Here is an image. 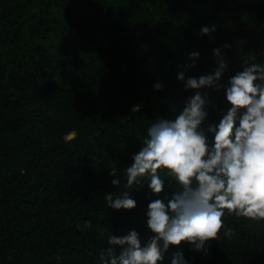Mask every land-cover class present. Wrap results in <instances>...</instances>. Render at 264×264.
<instances>
[{"label": "trees", "instance_id": "obj_1", "mask_svg": "<svg viewBox=\"0 0 264 264\" xmlns=\"http://www.w3.org/2000/svg\"><path fill=\"white\" fill-rule=\"evenodd\" d=\"M263 22L264 0H0V264H101L110 232L136 229L142 243L149 239L147 204L176 183L165 178L159 194L147 182L130 189L123 170L147 126L174 119L196 91L183 89L177 64L198 50L189 74L206 73L213 47L223 50ZM211 24L214 32L198 34ZM240 56L222 82L243 59L264 62L263 44L249 42ZM200 91L223 107V90ZM72 130L76 138L65 141ZM126 190L137 206L111 209L105 194ZM225 219L236 235L227 240L221 230L209 255L182 241L158 264H170L178 249L192 264H264V223ZM86 220L91 227H76Z\"/></svg>", "mask_w": 264, "mask_h": 264}, {"label": "clouds", "instance_id": "obj_2", "mask_svg": "<svg viewBox=\"0 0 264 264\" xmlns=\"http://www.w3.org/2000/svg\"><path fill=\"white\" fill-rule=\"evenodd\" d=\"M216 27L201 25L198 34H210ZM222 47L232 45L224 42ZM211 51L215 64L206 73L189 74L200 57L198 50L177 64L176 79L183 89L196 91L186 98L174 119L161 116L147 126L140 150L123 170L130 189L147 182L150 192L159 194L165 188V178L176 183L170 196L165 194L147 204L146 225L153 235L142 243L136 229L119 236L110 232L106 240L111 246L99 253L101 264H158L170 246L182 241L190 251L207 256L221 230L227 240L236 235L226 216L264 223V62L243 59L242 70L222 82L228 58L221 47ZM162 87L160 81L153 85L156 90ZM206 88L223 90V107L207 91H200ZM141 107L137 102L131 111ZM212 111L217 112L218 120H209ZM76 136L72 130L63 139L71 141ZM116 172L111 168V184L119 186L121 178ZM130 191H109L104 199L111 209L131 210L137 201ZM76 227L87 229L91 221H84L83 228L80 224ZM114 246H120L118 255ZM194 259L178 249L170 264H192Z\"/></svg>", "mask_w": 264, "mask_h": 264}, {"label": "rangeland", "instance_id": "obj_3", "mask_svg": "<svg viewBox=\"0 0 264 264\" xmlns=\"http://www.w3.org/2000/svg\"><path fill=\"white\" fill-rule=\"evenodd\" d=\"M262 43L264 49V22L263 25L256 29H250L249 34L245 38L233 39L229 42L232 45L231 48L224 49L223 52L228 58V64L239 66L241 63V52L249 42ZM239 42V43H238Z\"/></svg>", "mask_w": 264, "mask_h": 264}]
</instances>
